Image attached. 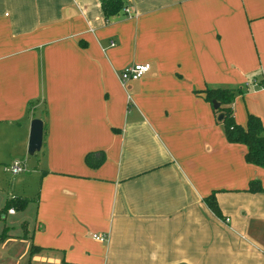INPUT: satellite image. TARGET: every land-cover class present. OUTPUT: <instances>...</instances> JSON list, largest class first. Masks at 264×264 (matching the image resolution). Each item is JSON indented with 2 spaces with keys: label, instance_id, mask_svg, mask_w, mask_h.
I'll use <instances>...</instances> for the list:
<instances>
[{
  "label": "crops",
  "instance_id": "crops-1",
  "mask_svg": "<svg viewBox=\"0 0 264 264\" xmlns=\"http://www.w3.org/2000/svg\"><path fill=\"white\" fill-rule=\"evenodd\" d=\"M144 62L143 76L119 82ZM249 80L230 104L242 127L247 114L264 124V0H123L109 18L98 0H0V154L24 155L31 119L42 122L36 193L3 198H34L32 256L264 264V168L225 139L203 93ZM99 152L97 166L84 162Z\"/></svg>",
  "mask_w": 264,
  "mask_h": 264
},
{
  "label": "trees",
  "instance_id": "trees-1",
  "mask_svg": "<svg viewBox=\"0 0 264 264\" xmlns=\"http://www.w3.org/2000/svg\"><path fill=\"white\" fill-rule=\"evenodd\" d=\"M98 3L104 18L118 15L123 7V0H98ZM203 93L205 100L210 103L211 100H215L219 103L216 108H213V111L216 114H222L219 122L221 123L225 139L228 142L243 144L246 148L243 154L245 162L264 168V124H262L258 117L253 114H247L244 127L235 123L230 106L234 98L233 88L221 86L206 87L203 89ZM102 159L103 156L100 152L98 155L96 153H86L84 155V162L90 167L97 166ZM260 189L261 188L257 180H251L249 182L247 188L248 191L254 192ZM32 199L34 198H27L19 195H14L4 199L3 204L0 207V241L8 236H12L9 234L10 226L3 225L5 223L7 210L12 208L15 212H21L25 210L28 201ZM204 201L213 213H219L214 192H210L206 195L204 197ZM23 224L24 223L20 224L22 229H24ZM39 248V246L30 243L28 255L30 256L34 254L39 250Z\"/></svg>",
  "mask_w": 264,
  "mask_h": 264
},
{
  "label": "rangeland",
  "instance_id": "rangeland-1",
  "mask_svg": "<svg viewBox=\"0 0 264 264\" xmlns=\"http://www.w3.org/2000/svg\"><path fill=\"white\" fill-rule=\"evenodd\" d=\"M252 83L249 80L248 85L241 84V89H239L238 87H234V94L238 95L240 92L246 91V89H251ZM255 86H257L256 83ZM134 104L135 103L133 102V104L130 105V109L136 107V104ZM217 115L218 113H215V116ZM13 154L14 153L9 155L6 152L0 154V207L3 204V198L9 196L10 194L20 193L28 196H34V194L36 193L37 182L35 179L33 180L32 169L34 168V166H36L37 162L42 163L46 159L44 157L42 148L41 150L39 149L38 151H35L32 154H28L25 147L24 155L21 156ZM13 160H18L22 163V171L14 174L9 171V166L12 164ZM28 206H32V202ZM26 209H28V207ZM30 214L31 212H29V210H24L23 213L16 212L12 216V218L6 215L5 223L3 225L10 226L9 234L12 235L15 239H10L4 244H1L4 239L0 241V264H44V262H42L35 255H28L29 241L27 238L30 234ZM22 220L24 221L26 228V233L24 234L23 229L20 227ZM18 236H21L23 238H16Z\"/></svg>",
  "mask_w": 264,
  "mask_h": 264
},
{
  "label": "built area",
  "instance_id": "built-area-1",
  "mask_svg": "<svg viewBox=\"0 0 264 264\" xmlns=\"http://www.w3.org/2000/svg\"><path fill=\"white\" fill-rule=\"evenodd\" d=\"M123 12L128 13L127 8H123ZM110 45H113L112 41H109ZM149 63H133L131 65L126 66L118 73V80L123 85L127 81H133L137 80L141 76H143L149 69ZM23 170L22 163L18 160H14L12 164L9 166V171L11 173H18ZM8 213H13V209L9 208L7 210ZM225 221L228 220V218L224 219ZM91 238L97 241H104L105 237L101 234L97 233H91Z\"/></svg>",
  "mask_w": 264,
  "mask_h": 264
},
{
  "label": "water",
  "instance_id": "water-1",
  "mask_svg": "<svg viewBox=\"0 0 264 264\" xmlns=\"http://www.w3.org/2000/svg\"><path fill=\"white\" fill-rule=\"evenodd\" d=\"M211 104L213 108H216L219 103L215 100H211ZM222 117L221 113H218L216 116L217 120H220ZM41 140H42V122L39 118H33L31 119L29 123V133H28V140H27V146L26 151L28 154H32L35 151H38L41 146Z\"/></svg>",
  "mask_w": 264,
  "mask_h": 264
}]
</instances>
